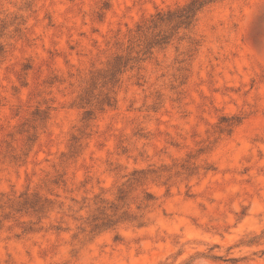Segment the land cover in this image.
<instances>
[{
    "label": "rangeland",
    "instance_id": "374dc122",
    "mask_svg": "<svg viewBox=\"0 0 264 264\" xmlns=\"http://www.w3.org/2000/svg\"><path fill=\"white\" fill-rule=\"evenodd\" d=\"M100 9L0 0V242L17 264H264V0Z\"/></svg>",
    "mask_w": 264,
    "mask_h": 264
},
{
    "label": "clouds",
    "instance_id": "9594fccd",
    "mask_svg": "<svg viewBox=\"0 0 264 264\" xmlns=\"http://www.w3.org/2000/svg\"><path fill=\"white\" fill-rule=\"evenodd\" d=\"M89 7L94 8L95 11L100 12V5L103 3V0H88ZM174 23L176 27H180L185 22L175 20ZM251 39V37H249ZM258 39L261 41V44L264 45V34H261ZM261 60H264V57L260 58ZM19 78L23 79V74H19ZM94 102L86 101L81 103L80 107L84 109V115L86 117V114L88 113L87 109L93 105ZM253 106L251 101H246L245 105L237 108L233 114L228 115L227 122H236L239 123L241 120L246 119L248 115H250V111H247L246 109H251ZM219 119V118H218ZM218 128V125H208V131L206 134L210 135L213 131H216ZM18 231L17 228H10L9 232ZM8 238H5V241L0 242V264H17V261L21 257V253L14 247L9 245L6 240Z\"/></svg>",
    "mask_w": 264,
    "mask_h": 264
}]
</instances>
